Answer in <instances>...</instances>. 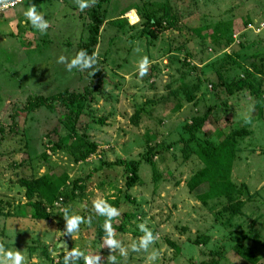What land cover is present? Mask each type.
Listing matches in <instances>:
<instances>
[{
  "label": "rangeland",
  "instance_id": "obj_1",
  "mask_svg": "<svg viewBox=\"0 0 264 264\" xmlns=\"http://www.w3.org/2000/svg\"><path fill=\"white\" fill-rule=\"evenodd\" d=\"M48 1L30 0L0 18V243L6 249L21 250L25 264H64L65 251L58 248L61 242L86 256L101 257L100 264H110L109 250L99 237L105 217L93 208V201L102 199L120 213L112 226L127 254L112 253L118 264L210 263L216 253L220 256L215 264H243L232 251L231 237L247 233L264 243V84L261 102L249 91L228 96L214 85L220 84L221 73L226 79L230 74L241 78L242 70L260 65L251 56L264 55V0L105 2L107 23L94 51L105 79L101 90L85 104L77 129L80 134L88 129L99 152L80 164L53 145L65 143L68 129L62 119L68 109L42 108L31 115L14 111L30 96L82 94L90 82L86 71L73 68L69 72L57 60L61 55L73 57L88 41L97 0L84 11L74 0ZM147 2L152 3L151 11L159 9V4L168 5L176 17L175 27H166L160 10L153 14L155 24L142 18L139 10ZM31 4L49 23L44 34L26 21L24 12ZM236 54L242 70L222 68ZM143 56L149 58L150 67L140 78L138 62ZM188 93L194 96L192 102L187 100ZM210 109L195 140L189 141L186 127ZM13 114L18 116L15 134L10 133ZM243 127L245 133L236 138L231 171L235 200L242 207L240 214H231L224 211L228 201L204 205L197 192H189L187 183L205 167L202 149L217 147L225 136ZM148 157L152 163L146 162ZM103 160L138 163L141 183L126 193L129 174L125 168L105 166ZM27 168L34 178L69 177L63 197L48 209L46 221L32 218L34 210L18 181ZM65 209L86 220L90 217L91 222L82 223L69 236L64 230ZM140 223L158 237L148 252L131 250L143 235ZM257 247L264 264V247ZM43 250L52 262L42 256ZM152 251L159 252L154 262L148 261Z\"/></svg>",
  "mask_w": 264,
  "mask_h": 264
},
{
  "label": "trees",
  "instance_id": "obj_2",
  "mask_svg": "<svg viewBox=\"0 0 264 264\" xmlns=\"http://www.w3.org/2000/svg\"><path fill=\"white\" fill-rule=\"evenodd\" d=\"M105 2L109 3L110 0H97L96 4L92 8L88 41L79 47V51L83 49L89 54H92L99 46L101 29L107 23V11L106 9H103V5L106 4ZM151 5L152 3L147 2L143 4V9L140 8L139 14L142 18L147 19L150 23L152 22L155 24L153 14L155 15L159 13L160 10V12L163 14V21L166 22V27H168V29L175 27L176 17L168 5L159 4V9L155 11L150 10L149 6ZM147 11H151V14H148ZM200 31H202V29H200ZM233 58L228 57V59L222 64V68L225 66H233L235 67L233 69L234 72L238 69L242 70L238 63L241 57L236 54ZM251 58L258 60L260 65H252V69L246 68L242 70V79L240 77L234 78V76L230 74L228 80L223 76L224 73H221L219 76L220 84L218 86L214 85V89L221 87L225 90V93L228 96H232L239 92L242 93L244 91H249L250 95L253 96L257 102H261L263 99L261 89L264 84V55L257 53L255 56H251ZM85 71L87 72V77L90 79V82L84 89V93L80 94L65 91L59 93L57 96L49 98L38 95L30 96L27 98L26 103L17 104L14 107L15 113L19 110V113L23 112L27 115L37 113L42 108L55 110L56 106H62L68 109V114L64 115L62 119V121L64 120V123L66 122L64 125H66L68 129V135L66 136L65 143H54L53 145L58 151H67V153H69L73 158L75 164L84 163L90 157L98 154L99 152L98 145L91 139V135L87 132L88 129H86L83 134L78 133L77 129L80 127L79 119L85 112V104L90 102L93 96L101 90L105 75L97 65H95L92 69ZM92 72H96L95 75H92ZM187 95V100L192 102L194 100L193 94L188 93ZM174 110L176 111V109ZM212 111L213 110L210 109L204 116H198L194 118L192 122L186 127V131L190 135L189 141L195 140V133L201 129L209 115H211ZM136 117L138 116H135V118ZM12 119L13 124L10 127V133L15 134L18 131L17 114H13ZM0 131H2V129H0ZM244 133L245 127L242 129L238 128L232 131L231 134L225 136L224 140L220 142L217 147H211L210 145H207L202 149L200 157L202 158L205 167L200 169L187 183L189 192H197L196 197L202 204L205 205L210 201L225 200L229 202L228 206H226L224 209L226 213L240 214L242 203H236L235 195L237 192L236 187L232 182L231 171L233 169L236 154V138L243 135ZM43 157L46 159L45 155ZM43 157L40 156V160H42ZM146 162L152 163V160L148 157ZM102 163L105 166H117L125 168L126 172L129 174L128 180L126 182V193L141 183L139 174L140 165L138 163H124L122 161L108 163L105 160H103ZM48 169L53 171L51 166H48ZM18 179L20 184L26 190L25 198L27 199L28 204L34 210L32 218L35 221L48 220V209L53 207L55 203L63 197L64 190L66 189L67 182L69 181V177L66 174H63L61 177L46 174L43 177L34 178L28 172V168L26 172L20 174ZM75 187L79 190L81 189V186L78 187V182H76ZM127 200H131L129 196H127ZM114 205L119 207L117 201H114ZM125 217H128V214H125ZM103 223L99 226V237L102 238L105 236V232L102 227ZM123 227L124 226H122L120 230H124ZM231 239L233 242L232 251L242 260L243 264L261 263V255H258L256 250L258 245L264 247V243L257 241V239L254 241V239L247 233L233 235ZM249 244L255 245L251 246ZM170 246L173 249H176L174 244H171ZM32 253L33 255H36V251L32 250ZM217 255L218 253L214 255L213 260L210 261V263L204 262L201 264H215L217 262ZM42 256L47 260L48 263L52 262L46 250L42 251Z\"/></svg>",
  "mask_w": 264,
  "mask_h": 264
},
{
  "label": "clouds",
  "instance_id": "obj_3",
  "mask_svg": "<svg viewBox=\"0 0 264 264\" xmlns=\"http://www.w3.org/2000/svg\"><path fill=\"white\" fill-rule=\"evenodd\" d=\"M80 11L91 7L95 0H74ZM15 0H0V10L7 9L10 6H14ZM24 16L27 22H30L32 27L37 29L41 34L46 33L49 28V23L45 19L44 15L38 11L35 4L28 6L24 12ZM251 27V25H250ZM58 63L64 64L67 71H72L76 68L80 71H85L92 69L98 62V54L93 52L89 54L86 50L81 49L73 57L68 58L65 55L58 57ZM150 67V60L147 56H143L138 62V73L139 77L143 78L148 74ZM96 72H92L95 75ZM93 208L98 215L105 217L104 223L102 225L105 236L103 238L105 246L109 250V262L110 264H118L117 257L112 253L119 251L122 256L127 254L126 249L122 246L121 242L115 238V230L112 226V221L114 218L119 216V211L117 208L109 204L107 201L102 199H97L93 201ZM63 219L65 221L64 230L66 234L71 236L72 234L79 231V227L82 223H90L91 218L85 219V217L75 214H69V210H64ZM139 230L143 233L139 237L138 243H133L131 245V250L133 252H148L149 247L153 245L157 240V235L147 227L145 223H140L138 225ZM159 257L158 251H152L148 256V261H156ZM64 264H79L80 261L83 264H100L101 257L84 255L83 252L73 249L66 248L64 255ZM0 264H25V257L21 250H10L6 249L2 243H0Z\"/></svg>",
  "mask_w": 264,
  "mask_h": 264
},
{
  "label": "built area",
  "instance_id": "obj_4",
  "mask_svg": "<svg viewBox=\"0 0 264 264\" xmlns=\"http://www.w3.org/2000/svg\"><path fill=\"white\" fill-rule=\"evenodd\" d=\"M28 1H30V0H15L14 6H10V7H8L7 9L0 10V12H1L2 14H4V13H6V11L11 10V9H16V8L22 6L23 3H26V2H28ZM54 1L61 2L62 0H54Z\"/></svg>",
  "mask_w": 264,
  "mask_h": 264
},
{
  "label": "water",
  "instance_id": "obj_5",
  "mask_svg": "<svg viewBox=\"0 0 264 264\" xmlns=\"http://www.w3.org/2000/svg\"><path fill=\"white\" fill-rule=\"evenodd\" d=\"M58 248H59V249H62V250L65 251V249H66V248H69V247H68V244H67V243H65V242H61V243L59 244Z\"/></svg>",
  "mask_w": 264,
  "mask_h": 264
},
{
  "label": "crops",
  "instance_id": "obj_6",
  "mask_svg": "<svg viewBox=\"0 0 264 264\" xmlns=\"http://www.w3.org/2000/svg\"><path fill=\"white\" fill-rule=\"evenodd\" d=\"M41 1H48V0H41ZM62 1H63V0H62ZM62 1H61V2H62ZM48 2H50V1H48ZM57 2H58V1H57ZM24 5H25V3H23V5H22V6H20V7H18V8H23V7H24ZM18 8H17V9H18ZM4 14H5V13H4ZM4 14H2V15L0 14V15H1V16H0V18H3V15H4ZM131 14L135 15L134 13H131ZM19 15H22V13H21V12H19Z\"/></svg>",
  "mask_w": 264,
  "mask_h": 264
}]
</instances>
